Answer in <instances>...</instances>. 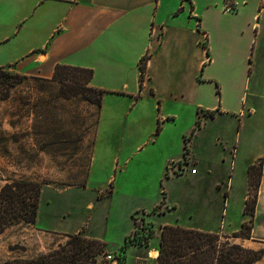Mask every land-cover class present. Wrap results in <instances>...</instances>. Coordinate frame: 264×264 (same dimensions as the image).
<instances>
[{
  "label": "crops",
  "instance_id": "crops-1",
  "mask_svg": "<svg viewBox=\"0 0 264 264\" xmlns=\"http://www.w3.org/2000/svg\"><path fill=\"white\" fill-rule=\"evenodd\" d=\"M238 1L236 13H225V0H0V67L45 80L53 79L59 64L92 69L90 85L106 92L97 109L88 178L114 177L120 167L123 183L151 178L160 184L178 179L189 187L184 193L193 203L186 215L191 223L165 220L156 225L155 216L178 211L168 188L163 213L147 210L144 215L154 227L170 223L224 236L239 232L251 217L245 212L250 191L248 168L262 159L251 237L233 238L250 249H262L264 2ZM145 55L143 81L141 59ZM253 86L256 99L249 102ZM12 97L0 100V129L7 122L12 124L19 135L17 153H25L36 146L35 113L17 111ZM78 105L77 111L83 114L95 111L92 102ZM207 111L214 116L206 115ZM200 117L201 126L190 137L184 155V136L191 134ZM159 124L162 129L157 133ZM233 124L237 133H228ZM212 125L215 131L209 129ZM2 151L0 147V155ZM183 157L187 167L181 173L173 172L170 160ZM135 230L132 220L122 239L107 241V249L122 251L128 243L123 249L126 264L147 259L143 253L150 247L158 257L160 230L148 244L129 243ZM80 231L99 238L85 229L76 232ZM136 235L141 238L140 233ZM20 257L30 258L11 259Z\"/></svg>",
  "mask_w": 264,
  "mask_h": 264
},
{
  "label": "rangeland",
  "instance_id": "rangeland-1",
  "mask_svg": "<svg viewBox=\"0 0 264 264\" xmlns=\"http://www.w3.org/2000/svg\"><path fill=\"white\" fill-rule=\"evenodd\" d=\"M199 1L204 3L209 0ZM76 74L80 78L85 76V73ZM71 76L74 77V74ZM60 83L58 80L26 76L10 89L17 111L25 110L26 113L33 110L35 113L33 138L36 146H30L28 151L18 154L15 142L19 135L12 129V124L7 122L0 129V147L4 150L0 155V189L10 180L23 178L41 182L43 191L37 218L39 224L22 222L7 227L0 235V262L17 256H37L48 252L40 251L44 247L47 250L58 247V242L65 244L69 233L61 231L86 236L82 231L76 232L85 229L92 237L102 238L105 242H117L130 228L132 220L140 231L141 241L155 237L158 230L161 239L164 225L154 227V223L146 220L144 215L147 210H152L153 214L163 213L162 189L167 192L168 188L172 190L171 200L178 205V211L171 216H155L156 225L159 226L165 220L186 225L191 223L186 220V215L193 203L187 200L184 193L185 187L189 188L184 180H166L162 185L156 184L151 178L123 183L120 167L114 171V177L111 175V180L107 174L88 178L89 148L95 140L99 106L95 104L94 112L83 114L77 111L76 108L80 107L78 103L88 100L82 95L65 97ZM255 88H251L249 102L252 98L256 99L252 93ZM65 99L74 102L68 103ZM209 129L216 130L213 125ZM227 132L237 133L236 126L229 125ZM74 152H79V156L73 155ZM134 156L136 158L138 154ZM177 214L179 220H176ZM197 225L194 224L195 227ZM44 228L56 229L58 232ZM150 229L152 234L147 236ZM107 253H121L125 259L121 250L107 249ZM136 253L137 256L141 254ZM144 254L147 259L134 264H152L155 260L157 264L158 257L155 258L152 247ZM104 258L105 254L98 255V264H105ZM256 264H264V255Z\"/></svg>",
  "mask_w": 264,
  "mask_h": 264
},
{
  "label": "trees",
  "instance_id": "trees-1",
  "mask_svg": "<svg viewBox=\"0 0 264 264\" xmlns=\"http://www.w3.org/2000/svg\"><path fill=\"white\" fill-rule=\"evenodd\" d=\"M206 43V40L204 41ZM148 56L141 59V74L144 81L147 69ZM74 74V77L71 74ZM76 73H85L80 78ZM93 76L92 69L62 65L55 68L53 80L61 83V90L64 96L82 95L89 102L102 106L105 89H100L90 85ZM26 75L14 73L11 70L0 67V100L10 96L11 87L20 82ZM143 85V84H142ZM141 85V88H142ZM68 91V92H66ZM66 92V93H65ZM206 115L214 116L213 111H207ZM202 118L196 120L190 135H185L186 155L189 151L188 141L192 135L201 126ZM159 124L157 133L161 132ZM263 169V160L261 159L248 168L250 177V191L248 200H246L245 212L250 214V218L243 222L242 229L239 232H233L229 236H223L218 232H207L201 229L186 228L182 225L165 224L161 230L160 246L158 249L157 264H256L264 255V248L250 249L243 244L236 243L232 238H249L251 237L253 220L258 201V187L261 182ZM168 175V171L166 173ZM162 185V182L160 183ZM42 183L27 179H14L8 181L0 189V235L7 227H11L22 222L34 224L37 222L38 211H40V200L42 195ZM164 198L165 190L162 189ZM139 229L135 230V235L129 238V243L137 244L147 243L137 238ZM152 234V229L148 235ZM69 237L65 244H59L58 247L49 250L46 253L37 256L25 258L7 259L0 264H98V255L107 254L108 243L100 238H89L80 233L67 234ZM141 243V244H142ZM128 245V243L126 244ZM126 245L122 246V251ZM105 264H111L104 258ZM123 257L116 264H126Z\"/></svg>",
  "mask_w": 264,
  "mask_h": 264
},
{
  "label": "built area",
  "instance_id": "built-area-1",
  "mask_svg": "<svg viewBox=\"0 0 264 264\" xmlns=\"http://www.w3.org/2000/svg\"><path fill=\"white\" fill-rule=\"evenodd\" d=\"M264 2V0H262ZM223 10L225 13H236L238 9L240 8V2L238 0H225V3L223 5ZM170 167L175 173H181L185 167H187V160L185 157L179 160H170ZM106 260L110 262L111 264H116L118 261H120L121 253H118L117 255L112 253H107Z\"/></svg>",
  "mask_w": 264,
  "mask_h": 264
},
{
  "label": "bare ground",
  "instance_id": "bare-ground-1",
  "mask_svg": "<svg viewBox=\"0 0 264 264\" xmlns=\"http://www.w3.org/2000/svg\"><path fill=\"white\" fill-rule=\"evenodd\" d=\"M156 256V255H155Z\"/></svg>",
  "mask_w": 264,
  "mask_h": 264
}]
</instances>
